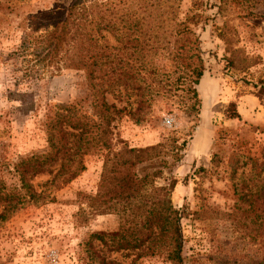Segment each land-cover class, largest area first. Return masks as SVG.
<instances>
[{"label": "rangeland", "instance_id": "obj_1", "mask_svg": "<svg viewBox=\"0 0 264 264\" xmlns=\"http://www.w3.org/2000/svg\"><path fill=\"white\" fill-rule=\"evenodd\" d=\"M82 1L87 8L82 25L74 27V39L95 36L94 44L118 48L123 44L112 35L115 29L129 33L130 25L142 22L148 9H160L148 24L143 21L147 37L151 36L143 51L157 73L145 76L153 91L125 96L123 90L122 96H107L118 106L128 98L133 110L146 100L138 112L146 120L119 118L111 149L166 143L161 155L139 169L161 167L157 187L169 188L175 180L170 198L180 214L186 263L264 264V95L259 92L264 79V0ZM71 2L0 0V187L4 193L29 199L16 164L49 151L47 117L58 105L76 104L95 116L85 70L67 68L62 61L37 63L32 47L23 46L45 33L43 27L37 29V17ZM187 19L200 37L207 78L202 82L205 89L200 86L203 77L194 85L199 109L191 108L196 98L185 79L193 67L187 68L172 54L179 46L174 35L177 22ZM102 34L105 37L99 38ZM74 39L65 46L63 57L75 47ZM231 103L240 117L227 118ZM172 139L178 144L187 141L177 161L169 153ZM108 152L101 149L85 156L86 169L68 184L51 183L57 163L50 167L52 173L30 180L43 195L0 221V264H173L164 253L137 258L135 251L117 250L109 238L107 243L93 238L94 233L117 232L129 214L119 211L122 206L104 211L91 206L88 196L99 191ZM6 203L0 200V213Z\"/></svg>", "mask_w": 264, "mask_h": 264}, {"label": "trees", "instance_id": "obj_2", "mask_svg": "<svg viewBox=\"0 0 264 264\" xmlns=\"http://www.w3.org/2000/svg\"><path fill=\"white\" fill-rule=\"evenodd\" d=\"M86 8V3L82 0H72L68 6L61 5L52 11L42 13L35 23L37 29L43 27L45 33L34 37L31 41L26 40L23 46L25 50L32 47L31 54L35 56L37 63L50 65L62 61L67 68L85 70L94 95L95 116L82 112L76 104L58 105L55 113L48 115L49 151L43 154H32L16 164L22 183L21 188L26 189L29 199L25 196L4 193L1 186L0 200L7 203L0 213V221L7 220L25 202L37 201L42 197V192H36L30 183L33 177L46 171L52 173L53 170L50 167L57 163L59 166L57 165V171L51 183L56 186L68 184L86 169L85 156L107 149L109 152L104 161L99 191L95 196H88L91 206L101 207L100 211L122 206L119 211L129 212V214L117 232L94 233L93 238L104 243H107L109 238L116 245L117 250L135 251L137 258L147 254L164 253L173 264H187L183 256L184 240L180 214L174 208L170 198L175 180L169 188L157 187L155 181L162 177L163 169L150 167L145 172L139 169L140 165L161 155L166 143L161 141L156 145L140 148L125 145L119 151L111 149V135L114 124L119 118L128 116L136 123L146 120L138 114L142 110V104H147L146 100H140V105L133 110L128 98L125 104L118 106L115 102H110L107 96H122L123 90L125 96H132L134 91H153L152 86L145 81L146 75L157 73L147 62L145 51H143L144 45L151 38V36L147 37V29L144 25L148 24L154 12L160 9L157 7L148 9L142 22H134L132 26L130 25L129 33H121L120 30L115 29L111 34L123 44L122 48H118L108 44H94L95 36L89 35L88 40L74 39L72 32L74 27L79 29L82 25L81 15ZM144 20L146 23L143 22ZM190 22V19L177 22L179 29L174 32V35L179 46L172 54L173 58L181 64L184 62L187 68L193 67L185 79L188 90L196 98L191 108L199 109L201 100L194 85L200 83L205 72V64L200 37ZM101 30L99 27V34ZM104 37L105 35L102 34L99 38ZM73 39L75 47L72 51L70 49V52H66L63 57L65 46L71 44ZM86 45L90 46L86 48ZM131 48L135 50L129 51ZM131 60L135 63L132 64ZM58 69H60L59 66ZM260 82L259 92L264 95V79ZM230 109L227 112V118L240 117L235 103H231ZM177 141L178 139H172L173 149L169 151L175 161L182 157L181 151L187 144L186 140L181 144Z\"/></svg>", "mask_w": 264, "mask_h": 264}, {"label": "crops", "instance_id": "obj_3", "mask_svg": "<svg viewBox=\"0 0 264 264\" xmlns=\"http://www.w3.org/2000/svg\"><path fill=\"white\" fill-rule=\"evenodd\" d=\"M204 80H206V82H207V78H206V77H203V79H202V81H201V83H200V86H201V87H204V86L206 87V86H207V85H204V86L202 85V82H203ZM206 82H205V84H206ZM205 87H204V89H205ZM204 89H203V90H204ZM204 91H205V90H204Z\"/></svg>", "mask_w": 264, "mask_h": 264}]
</instances>
